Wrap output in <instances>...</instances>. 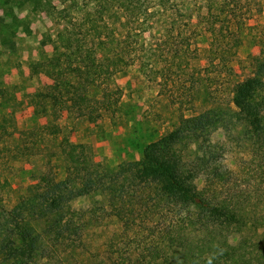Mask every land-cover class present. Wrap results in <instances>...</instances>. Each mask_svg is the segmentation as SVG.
I'll return each instance as SVG.
<instances>
[{
  "label": "trees",
  "instance_id": "1",
  "mask_svg": "<svg viewBox=\"0 0 264 264\" xmlns=\"http://www.w3.org/2000/svg\"><path fill=\"white\" fill-rule=\"evenodd\" d=\"M68 1L63 5L66 1L60 0L62 7L52 11L60 29L52 56L42 62L50 81L31 95L34 114L50 119L20 130L19 143L12 147L14 158L38 150L43 169L12 207L0 202V264L44 259L65 264L63 255L84 245L85 210L70 202L94 192L120 223L119 234L108 243L119 264H264V42L248 57V71L238 75L229 65L245 21L261 10L262 0L198 1L204 13L197 16L211 35L210 63L200 79L207 81L211 67L216 69L213 80L229 76L230 99L214 98L212 105L189 115L180 112L178 124L149 141L139 159L114 168L93 161L86 143L61 137L55 148L36 144L44 136L56 138L61 131L56 120L64 108L94 121L113 106L117 89L104 82L124 55L130 56L132 34L126 29L125 37L115 39L106 20L114 7L127 18L122 29L140 18L143 25L158 11L150 9V0H84L82 8L80 0ZM156 1L165 11L167 0ZM69 7L78 10L70 13ZM169 8L173 19L165 21V43L175 36L168 33L176 31L175 15L184 16L178 3ZM93 88L100 97L90 95ZM218 129L223 137L213 140ZM25 135L33 137L31 145L21 139ZM236 147L240 163L230 167L225 159ZM57 157L64 162L62 179L52 161Z\"/></svg>",
  "mask_w": 264,
  "mask_h": 264
},
{
  "label": "rangeland",
  "instance_id": "2",
  "mask_svg": "<svg viewBox=\"0 0 264 264\" xmlns=\"http://www.w3.org/2000/svg\"><path fill=\"white\" fill-rule=\"evenodd\" d=\"M65 1L63 5H68L69 1ZM83 1L80 0L79 8L83 7ZM198 1L167 0L164 11L158 10L156 0H150V9H157L158 13L143 25L141 18L129 22L125 29L122 26L127 18L114 7V13L106 20L115 29V39L125 37L126 29L132 34L128 40L130 56L125 54L124 62L119 63L104 82L109 89H117L112 96L113 106L100 111L94 121L78 115L74 109H62L56 120L61 131L55 139L44 136L36 147L47 144L55 148L57 141L66 137L72 142L88 144L93 161L114 168L121 162L139 159L149 141L178 124L180 112L189 115L199 111L212 105L214 98L228 102L231 97L229 76L213 80L216 69L211 67L207 81L200 79L204 78L203 70L210 63L211 35L197 16ZM170 3H178L184 16L175 15L176 31H168L175 36L165 43L162 39L166 32L165 21L173 19ZM61 5L60 0H0V149L7 147L0 150V202L6 208L17 202L28 185L38 181L43 169V158L38 150L14 158L12 147L19 143L20 130L27 131L50 119L49 114H34L31 95L50 81L42 62L53 54L52 41L60 29V19L52 11L60 9ZM260 5L261 10L245 21L236 55L229 62L238 75L248 71V57L257 54L260 43L264 42V0ZM78 7H69V12L74 13ZM200 12L204 13V9ZM185 89H191L188 95ZM99 90L96 92L93 88L89 93L100 97ZM36 134L40 132L37 130ZM211 137L221 139L222 131L216 130ZM30 138L21 136L27 143L32 141ZM238 155L237 147L228 151L227 165L240 163ZM52 161L57 178L62 179L65 175L63 160L57 157ZM3 179L7 184L2 183ZM103 202L102 195L95 192L71 200L72 207L85 210L84 245L63 255L65 264H119L108 243L116 239L121 226L116 217L108 214ZM38 264L52 262L44 259Z\"/></svg>",
  "mask_w": 264,
  "mask_h": 264
}]
</instances>
